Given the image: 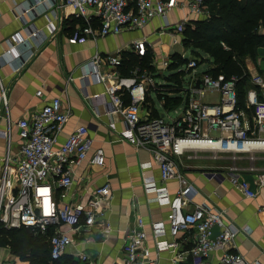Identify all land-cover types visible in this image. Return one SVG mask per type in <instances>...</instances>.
Here are the masks:
<instances>
[{
    "label": "built area",
    "instance_id": "2783aa9c",
    "mask_svg": "<svg viewBox=\"0 0 264 264\" xmlns=\"http://www.w3.org/2000/svg\"><path fill=\"white\" fill-rule=\"evenodd\" d=\"M207 1L61 0V5L70 6L73 18L84 22L79 31L85 37L96 39L124 30H138L157 18L160 24L156 32L160 36L168 35L173 43L189 49L183 45V30L192 20L210 17ZM175 8L184 14L171 21L168 14ZM94 20L96 25L93 24ZM220 43L228 48L223 41ZM148 51L152 54V66L160 62L162 75L164 71H167V75L178 71L189 72L200 62L193 56L186 58L185 64L171 69L174 60L162 51L156 52L148 36H140L112 52L95 53L87 62L85 75L105 83V94L111 105L109 112L120 113L125 125L119 132L120 138L150 152L159 167L161 181L172 178L178 181V189L173 195L163 187L153 184L149 188L147 182L144 184L146 190L156 192L151 199L169 205L164 221H152L149 224L157 250L177 245L173 239H161L166 232L173 237L180 231H193L194 242L189 250L194 258L193 264H209L207 257L218 249L221 250V264H252L242 254L223 247L227 240L238 231L245 230V227L225 224L221 211L210 210L201 203L183 210L193 200L196 189L178 169L174 157L179 159L185 155L195 158L200 152H208L216 158L218 154L230 153L232 163L223 172L207 173L211 176H227L243 196H256L249 180L241 177L240 173L253 171L254 180L259 186H264V168L259 171L253 165L257 154L264 153V78L260 73L249 76L250 86L245 91L243 105H240L237 96L239 78L236 75L226 77L204 71L199 76L201 83L198 87L194 86L197 77L188 80L182 91L183 108L176 116H169V110L153 115L147 110L142 112V102L147 90H162L161 84L155 80V73L136 67L130 75H122L118 70L124 53L143 56ZM179 56L185 58L184 52L179 53ZM122 90L127 91L130 97L128 103L122 99ZM205 91L218 93L219 99L203 100ZM40 92L38 90L36 94ZM0 98L6 102L3 88ZM248 112L251 113V119ZM69 114L70 110L63 107L61 98L55 96L45 101L30 116L17 119L15 125L20 138L18 149L14 153L8 149L0 167V222L4 227L24 226L35 234H46L52 260L61 257L74 242L72 232L86 230L93 225H99L103 233L110 230L103 204L111 198L108 182L94 188L84 205L62 202L73 182L74 166L85 159L98 166H103L105 161L101 147L91 150L93 139L83 124L77 125L60 145L55 146ZM110 125L113 126V122ZM241 154L250 161L247 167L234 162ZM258 210L264 212V204ZM215 226L218 232L212 235L211 230ZM49 230L52 231L49 233ZM146 235L145 222L141 216H137L134 227L126 234L122 244L120 264H136L141 256H147L148 249L144 247ZM79 258L85 264H95L87 254H80ZM147 264L157 262L148 260Z\"/></svg>",
    "mask_w": 264,
    "mask_h": 264
},
{
    "label": "crops",
    "instance_id": "0c3cea01",
    "mask_svg": "<svg viewBox=\"0 0 264 264\" xmlns=\"http://www.w3.org/2000/svg\"><path fill=\"white\" fill-rule=\"evenodd\" d=\"M183 14L182 10L175 8L168 17L175 21ZM83 24L81 19L73 18L70 6L61 5V0H0V94L3 88L6 98V102L0 98V167L6 151L9 149L14 153L20 143L15 121L30 116L50 98L60 97L63 107L68 108L70 114L55 146L60 145L77 125L83 124L93 139L91 150L101 147L105 160L103 166L91 164L87 159L74 166L73 182L62 202L84 205L91 191L105 182L110 184L111 192V198L103 202L110 230L103 233L99 225H93L89 229L72 232L74 242L61 257L85 264L79 257L80 254H87L95 264H120L126 234L134 227L136 217L141 216L147 232L144 247L148 249V254L141 256L136 264H147L148 260H154L157 264H193L194 258L189 251L194 242L193 231H180L173 237L166 232L161 239H173L177 245L157 250L156 239L149 227L152 221L166 219L169 205L151 199L156 192L146 190L144 184L147 182L149 188L153 184L163 187L173 195L179 186L177 179L161 181L159 167L150 152L120 138L119 132L125 125L120 113L109 112L111 105L105 94V83L85 75L87 62L95 53L112 52L140 36H148L156 52L162 51L173 59V52L169 54L162 49L165 35L160 36L156 32L160 20L153 18L141 29L124 30L96 39L80 33ZM93 24H97L96 20ZM171 43L178 44L170 38ZM175 53L180 57V52ZM256 54L255 60L246 59L245 66L249 75L260 73L264 78V46L257 47ZM154 68L155 76H159H154L155 80L159 84H167L168 81L161 74L160 62L157 61ZM191 77L199 78L192 74L188 79H183L181 92L168 91L178 89L175 86H162V90L157 92L147 90L142 112L147 110L160 114L159 110H169L178 113L183 108V100L167 106L165 99L175 95L183 98L182 91ZM38 90L41 91L39 95L36 94ZM121 93L123 98L124 94L128 95L125 90ZM211 93L216 92L205 91L202 99L217 101L219 95L215 100L207 98ZM110 122H113V126ZM174 159L178 169L196 189L193 200L183 210L201 203L210 210L221 211L225 224L246 228L227 240L223 247L242 254L252 264H264V212L258 210L264 204V186H259L254 180V172L240 173L256 192V196L248 198L227 176L207 173L223 172L232 163L229 154H218L213 158L208 152H200L195 158L183 155ZM234 162L242 167L250 164L244 154ZM253 165L262 171L264 153L257 154ZM217 232L218 227H213L211 234ZM220 255V249L212 251L207 257L209 264H221ZM0 264L29 262L13 254L9 247L0 246Z\"/></svg>",
    "mask_w": 264,
    "mask_h": 264
},
{
    "label": "trees",
    "instance_id": "16d2710c",
    "mask_svg": "<svg viewBox=\"0 0 264 264\" xmlns=\"http://www.w3.org/2000/svg\"><path fill=\"white\" fill-rule=\"evenodd\" d=\"M207 4L210 17L192 20L191 24L185 27L183 45L192 53L202 52L208 56L209 66L206 72L212 75L223 74L226 77L236 75L239 78L238 103L243 105L245 91L250 86V75L245 61L248 58L255 60L257 47L264 46V0H208ZM221 41L228 48H224ZM151 55L150 51L143 56L131 52L124 53L119 67L120 73L130 75L136 67L154 72L155 66L150 64ZM171 56L179 60L177 64H171V69L187 61L186 58L178 57L176 53ZM183 72H172L163 76L168 83L161 86H175L178 89L168 91L181 92ZM124 95L122 99L124 103H128L130 97ZM181 99L180 95L168 96L165 103L167 106H173ZM51 231L49 230V233ZM0 246L9 247L13 254L28 261L29 264H77L75 260L62 257L52 260L46 234H35L24 226L8 228L0 222Z\"/></svg>",
    "mask_w": 264,
    "mask_h": 264
},
{
    "label": "rangeland",
    "instance_id": "374dc122",
    "mask_svg": "<svg viewBox=\"0 0 264 264\" xmlns=\"http://www.w3.org/2000/svg\"><path fill=\"white\" fill-rule=\"evenodd\" d=\"M163 46H162V49L163 51H165L166 53H174V52H184V55H185V58L187 59H190L191 57H193L194 55L200 60L199 64L197 65V67H195L193 70L189 71V72H183V79H188L190 76H192V74L196 75V76H202L203 72L207 70L208 66H209V63H208V56L205 54V53H196V52H193L191 53L190 49H184L180 44H170V38L168 37V35H165L163 37ZM170 46V49L168 48ZM168 50V51H167ZM176 59V58H174ZM179 60H175L174 61V65L178 63ZM184 69V67H183ZM188 71V70H187ZM167 71H164L163 72V76H167ZM156 78L159 77V76H155ZM155 78V79H156ZM218 94L217 93H211L210 95H207V98H209L210 100H215L217 98ZM159 113L160 114H163V111L162 110H159ZM166 115V114H165ZM248 117L251 119V113L248 112L247 113ZM169 116L171 117H174L176 116V113L175 112H169ZM215 131L212 132V134H214ZM223 154V153H221ZM230 155V153H227ZM232 161V159H230Z\"/></svg>",
    "mask_w": 264,
    "mask_h": 264
},
{
    "label": "water",
    "instance_id": "95a60500",
    "mask_svg": "<svg viewBox=\"0 0 264 264\" xmlns=\"http://www.w3.org/2000/svg\"><path fill=\"white\" fill-rule=\"evenodd\" d=\"M200 83H201L200 78H197L196 81H195L194 86L198 87L200 85Z\"/></svg>",
    "mask_w": 264,
    "mask_h": 264
}]
</instances>
